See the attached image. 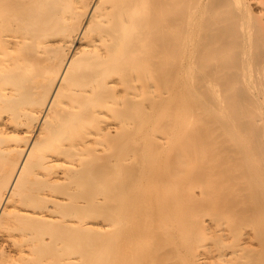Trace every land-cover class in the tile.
I'll return each mask as SVG.
<instances>
[{
    "label": "bare ground",
    "instance_id": "1",
    "mask_svg": "<svg viewBox=\"0 0 264 264\" xmlns=\"http://www.w3.org/2000/svg\"><path fill=\"white\" fill-rule=\"evenodd\" d=\"M0 264H264V0H0Z\"/></svg>",
    "mask_w": 264,
    "mask_h": 264
}]
</instances>
